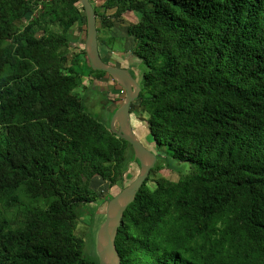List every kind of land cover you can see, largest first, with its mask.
Masks as SVG:
<instances>
[{
	"label": "trees",
	"instance_id": "1",
	"mask_svg": "<svg viewBox=\"0 0 264 264\" xmlns=\"http://www.w3.org/2000/svg\"><path fill=\"white\" fill-rule=\"evenodd\" d=\"M100 8L99 33L136 13L126 32L146 70L132 114L190 165L178 181H145L119 228L122 264H264V0ZM76 29L87 30L78 0H0V264H99L75 233L86 215L97 230L105 219L94 180L123 189L139 163L76 92L109 76Z\"/></svg>",
	"mask_w": 264,
	"mask_h": 264
},
{
	"label": "rangeland",
	"instance_id": "2",
	"mask_svg": "<svg viewBox=\"0 0 264 264\" xmlns=\"http://www.w3.org/2000/svg\"><path fill=\"white\" fill-rule=\"evenodd\" d=\"M105 0H92L94 6L100 7ZM113 11H109V14ZM139 18V16H138ZM136 13H127L123 19H118L115 27L110 31H103L99 33V38L107 41L110 45V51H105V47L99 42V49L101 56L103 58L107 57L108 63L117 66L127 68L139 81L141 80L143 72L146 70L144 65L140 60H138L132 53L134 49V40L127 35V28L132 23L136 22ZM97 25L100 28V21H97ZM76 36H80L81 41H85V31L84 29H76ZM82 42L73 45L71 56L79 52V46ZM81 47V46H80ZM85 81L81 87H79L76 92L84 99L87 104L88 111L101 123L110 126L111 113L118 107L124 100L125 93L123 89L116 84L110 76H105L103 78L97 79L95 77L84 78ZM111 96V97H110ZM111 98H115V102H110ZM138 107V101L134 103L132 109ZM133 127L137 136L141 139L146 147H148L153 153L158 155L157 164L161 165L163 169L161 171H151L150 180L147 182L149 186L154 184L155 178L165 177L171 179L172 181H178L181 176L184 177L190 171L189 164L180 163L167 155L166 149L157 148L151 141L149 134V129L144 118H137L134 114L132 117ZM111 129V128H110ZM140 166L139 163L134 162L131 165L129 174L131 178L126 180L125 186L133 182L139 175ZM94 188L99 194L100 202H94L90 204L91 207L95 208L96 219L102 218L105 215L108 201L103 200L106 194L117 195L122 188L117 186L109 187V184L98 180L95 178L93 183ZM90 214V209L88 211ZM87 216V218H86ZM83 217L82 222L77 227L75 233L76 235L84 238L86 240L87 254H97L95 238L97 230V224L91 225L88 219V215ZM105 220V219H104ZM99 221V219H98ZM103 221V220H102ZM103 223V222H102ZM100 223V224H102ZM99 228V227H98ZM97 230V232H96ZM95 245V246H94Z\"/></svg>",
	"mask_w": 264,
	"mask_h": 264
},
{
	"label": "water",
	"instance_id": "3",
	"mask_svg": "<svg viewBox=\"0 0 264 264\" xmlns=\"http://www.w3.org/2000/svg\"><path fill=\"white\" fill-rule=\"evenodd\" d=\"M78 1L86 16L87 30L84 50L90 67L94 71L107 73L125 92L124 100L112 116L110 128L118 137L131 144L140 166V172L136 179L109 200L105 220L96 234V253L99 264H122L116 246L119 228L123 224L128 207L133 203L151 171L155 168L158 155L144 145L133 127L132 106L139 99L142 91L139 80L127 68L114 66L102 59L94 6L90 0Z\"/></svg>",
	"mask_w": 264,
	"mask_h": 264
},
{
	"label": "built area",
	"instance_id": "4",
	"mask_svg": "<svg viewBox=\"0 0 264 264\" xmlns=\"http://www.w3.org/2000/svg\"><path fill=\"white\" fill-rule=\"evenodd\" d=\"M33 2H41L42 0H31Z\"/></svg>",
	"mask_w": 264,
	"mask_h": 264
},
{
	"label": "clouds",
	"instance_id": "5",
	"mask_svg": "<svg viewBox=\"0 0 264 264\" xmlns=\"http://www.w3.org/2000/svg\"><path fill=\"white\" fill-rule=\"evenodd\" d=\"M140 82V81H139ZM122 89V88H121ZM124 91V90H123ZM125 93V92H124ZM133 111V110H132ZM132 117H133V115H132ZM109 202V201H108Z\"/></svg>",
	"mask_w": 264,
	"mask_h": 264
},
{
	"label": "flooded vegetation",
	"instance_id": "6",
	"mask_svg": "<svg viewBox=\"0 0 264 264\" xmlns=\"http://www.w3.org/2000/svg\"><path fill=\"white\" fill-rule=\"evenodd\" d=\"M132 114V113H131ZM133 115V114H132Z\"/></svg>",
	"mask_w": 264,
	"mask_h": 264
}]
</instances>
